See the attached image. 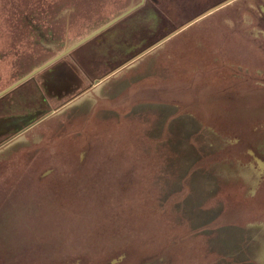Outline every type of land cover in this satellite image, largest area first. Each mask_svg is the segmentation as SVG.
Instances as JSON below:
<instances>
[{"label":"rangeland","instance_id":"374dc122","mask_svg":"<svg viewBox=\"0 0 264 264\" xmlns=\"http://www.w3.org/2000/svg\"><path fill=\"white\" fill-rule=\"evenodd\" d=\"M138 1L0 0V92ZM181 4L146 0L5 100L41 114L0 145V264H264L260 13L152 47Z\"/></svg>","mask_w":264,"mask_h":264},{"label":"flooded vegetation","instance_id":"af4514ba","mask_svg":"<svg viewBox=\"0 0 264 264\" xmlns=\"http://www.w3.org/2000/svg\"><path fill=\"white\" fill-rule=\"evenodd\" d=\"M145 1L146 0H144L143 5L145 4ZM186 1H189V0H180V4L183 3V2H186ZM225 1H227V0H206V2L204 4H200L198 0H190L188 3L190 4L191 10H190V13L188 14L187 17H189L191 19L189 21H186L185 23L181 24V26H179V28L184 26L186 23L196 19L194 22H192L189 25V26H191L192 24H194L198 20L203 19L204 17L209 16L212 13H215V12L219 11L220 9H222L224 7H227V6L231 5L232 3L237 2L239 0H233L230 3L224 5L223 7H220L218 9L214 10L213 12L209 13L208 15L200 18V16L203 15L205 12L209 11L210 9L216 7L217 5H219V4H221V3L225 2ZM139 2H140V0L137 3H139ZM188 3H186V4H188ZM186 4H181V5H179V7H183ZM253 5H256V8H257V10L260 13L259 17H257V18H258V23H259L258 26L261 29L258 32L260 34H264L262 32V31H264V10H263L264 9V0H249V5L248 6H251L252 8H254ZM133 6H129V7H133ZM138 9H136V10H138ZM136 10H134L133 12H135ZM133 12H131V13H133ZM30 16L31 15H29V17ZM35 20H36L35 16H32L31 20H30V23L34 22ZM189 26H187V27H189ZM179 28H176L175 30H173L171 33H169V35L172 34L173 32H175L176 30H178ZM59 60H57V61H59ZM57 61H55V62H57ZM62 76H63V74H62ZM52 77H54V76H52ZM30 79H32V78H30ZM30 79H28V80H30ZM62 79H63V77L61 78V80ZM28 80L22 82L21 84L17 85L16 87H14V88H12L10 90H8L7 92H5L4 94H2L0 96V102H1V105H2L1 109L6 114V116L0 117V145L6 143L11 138H13L15 135H17V134L21 133L22 131L26 130L29 127V125L31 124V122L33 121L34 117L35 116H40V114H41L40 112H37L34 115L27 114L25 116H19V112H18L19 106H18V104L17 103H13V102L5 101L6 99H9V98L11 99L12 97H10L9 95L11 93H13L15 91V89H17L19 86H21L24 83L28 82ZM48 81H49V79L47 80V82ZM2 92L3 91H1L0 93H2Z\"/></svg>","mask_w":264,"mask_h":264},{"label":"water","instance_id":"95a60500","mask_svg":"<svg viewBox=\"0 0 264 264\" xmlns=\"http://www.w3.org/2000/svg\"><path fill=\"white\" fill-rule=\"evenodd\" d=\"M233 0H227L219 5H217L216 7L210 9L209 11L205 12L203 15L200 16V18L208 15L209 13L213 12L214 10L223 7L224 5L230 3ZM144 0H140L139 3H137L136 5H134L133 7H129L126 11H124L123 13H121L120 15H118L117 17H115L112 20H109L108 22H106L105 24H103L102 26H100L99 28H97L96 30H94L93 32L89 33L87 36L83 37L82 39L78 40L77 42L72 43L69 47H67L64 51H62L61 53L57 54L54 58H52L51 60L45 62L44 64L40 65L38 68H36L32 74L27 75L26 77L22 78L18 84L26 81L28 78L36 75L38 72L42 71L43 69L47 68L48 66H50L51 64H53L55 61L61 59L62 57H64L66 54L70 53L71 51H73L74 49H76L77 47L82 46L83 44L87 43L88 41H90L91 39H93L94 37L98 36L99 34H101L102 32L106 31L107 29H109L110 27H112L114 24H116L118 21L122 20L123 18H125L127 15H129L131 12H133L134 10L138 9L139 7H141L143 5ZM264 10V9H263ZM196 20V19H195ZM195 20H192L188 23H186L184 26L180 27L178 30H176L175 32H173L172 34H170L169 36L165 37L164 39H162L159 43H156L155 45H153L152 47L156 46L157 44H160L161 42L165 41L166 39H168L169 37L173 36L174 34L178 33L179 31H181L182 29H184L185 27L189 26L192 22H194ZM151 47V48H152ZM144 53V52H143ZM142 53V54H143ZM140 55V54H139ZM138 55V56H139ZM17 86V85H15ZM15 86L3 91L2 93H0V96L2 94H4L5 92H7L8 90L14 88Z\"/></svg>","mask_w":264,"mask_h":264},{"label":"trees","instance_id":"16d2710c","mask_svg":"<svg viewBox=\"0 0 264 264\" xmlns=\"http://www.w3.org/2000/svg\"><path fill=\"white\" fill-rule=\"evenodd\" d=\"M239 136H241V134L240 133H237Z\"/></svg>","mask_w":264,"mask_h":264}]
</instances>
